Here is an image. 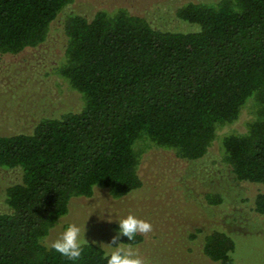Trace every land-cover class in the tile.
Here are the masks:
<instances>
[{
  "label": "trees",
  "instance_id": "trees-1",
  "mask_svg": "<svg viewBox=\"0 0 264 264\" xmlns=\"http://www.w3.org/2000/svg\"><path fill=\"white\" fill-rule=\"evenodd\" d=\"M72 1L0 0V54L41 44ZM175 14L198 29L156 28L125 7L65 17L67 43L54 72L83 105L41 117L28 133L0 134V167L21 170L5 191L9 210L0 212V264H107L110 251L96 241L87 240L76 261L46 242L71 199L96 186L113 198L140 188L139 166L151 147L202 158L244 108V130L221 135L220 150L236 181L256 185L241 200L264 217V0H188ZM201 198L212 208L226 200L214 191ZM113 227L117 234L119 223ZM160 239L118 242L139 246L143 256L133 252L144 264H264V230L211 220Z\"/></svg>",
  "mask_w": 264,
  "mask_h": 264
},
{
  "label": "rangeland",
  "instance_id": "rangeland-1",
  "mask_svg": "<svg viewBox=\"0 0 264 264\" xmlns=\"http://www.w3.org/2000/svg\"><path fill=\"white\" fill-rule=\"evenodd\" d=\"M186 1L73 0L67 4L51 22L48 35L41 44L16 54H0V134L28 133L43 116H59L82 107L81 95L54 72L67 43L63 21L68 14L90 18L99 9L125 7L131 13L145 17L156 28L197 30L196 23L182 20L175 14L176 8ZM248 117L244 108L237 121L221 127L217 131L218 138L198 160L180 159L171 150L149 148L139 166L140 188L122 198H113L106 188L96 186L91 196L72 198L67 214L50 230L46 242L51 244L69 225L76 224L82 229V237L85 231L86 240L96 241L111 251L108 245L116 235L114 223L130 214L152 225V231L144 234L148 243H156L162 240L161 237L164 240L191 224L211 220L227 224L236 231L264 230V217L254 214L248 202L241 200L246 196L250 198L256 185L236 181L220 150L219 137L228 131H243ZM20 179L19 168L0 167V212L9 210L5 201L7 186ZM207 191L222 192L226 196L224 204L218 208L206 205L201 197ZM253 242L255 240L250 239V243ZM133 251H139L140 257L143 256L139 246ZM241 256L253 259V254L248 251Z\"/></svg>",
  "mask_w": 264,
  "mask_h": 264
},
{
  "label": "clouds",
  "instance_id": "clouds-1",
  "mask_svg": "<svg viewBox=\"0 0 264 264\" xmlns=\"http://www.w3.org/2000/svg\"><path fill=\"white\" fill-rule=\"evenodd\" d=\"M152 231V225L145 220L133 215H128L119 221V231L112 237L110 253H106L107 264H144L139 255L131 250L125 249L121 243H117L120 238L127 237L128 241L135 238L137 234H147ZM89 244L85 239V231L82 237V229L76 224L69 225L61 237L53 241L50 245L52 249L60 253L69 260H78L83 252V245ZM112 245H116L113 247Z\"/></svg>",
  "mask_w": 264,
  "mask_h": 264
}]
</instances>
